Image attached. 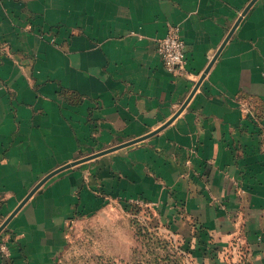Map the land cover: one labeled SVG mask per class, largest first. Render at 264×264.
I'll list each match as a JSON object with an SVG mask.
<instances>
[{"label": "crops", "instance_id": "1", "mask_svg": "<svg viewBox=\"0 0 264 264\" xmlns=\"http://www.w3.org/2000/svg\"><path fill=\"white\" fill-rule=\"evenodd\" d=\"M136 200L264 264V0H0V264H57Z\"/></svg>", "mask_w": 264, "mask_h": 264}, {"label": "rangeland", "instance_id": "2", "mask_svg": "<svg viewBox=\"0 0 264 264\" xmlns=\"http://www.w3.org/2000/svg\"><path fill=\"white\" fill-rule=\"evenodd\" d=\"M172 209L146 201L116 202L76 219L57 264H256L238 239L208 241L181 230ZM8 250L10 235L4 236ZM1 253V252H0ZM2 254V253H1Z\"/></svg>", "mask_w": 264, "mask_h": 264}, {"label": "built area", "instance_id": "3", "mask_svg": "<svg viewBox=\"0 0 264 264\" xmlns=\"http://www.w3.org/2000/svg\"><path fill=\"white\" fill-rule=\"evenodd\" d=\"M157 52L161 57L165 69L170 74L175 77L186 75V45L181 37L180 27H171L166 36L158 40ZM4 236L1 235L0 239L4 240ZM0 252L7 257L10 255L6 241L0 243Z\"/></svg>", "mask_w": 264, "mask_h": 264}]
</instances>
